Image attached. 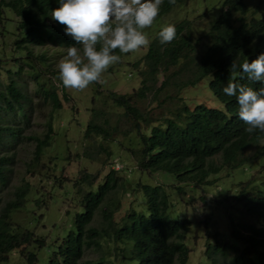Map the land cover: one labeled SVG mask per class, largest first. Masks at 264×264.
<instances>
[{
  "label": "trees",
  "instance_id": "trees-1",
  "mask_svg": "<svg viewBox=\"0 0 264 264\" xmlns=\"http://www.w3.org/2000/svg\"><path fill=\"white\" fill-rule=\"evenodd\" d=\"M184 2L186 0H163L155 20ZM1 7L9 8L18 19L15 27L17 37L13 42L17 50L46 42L63 47L75 43L65 35V26L51 19V11L59 7L58 0H0ZM172 25L177 30L172 42L160 43L159 32L162 29L157 30L149 40L141 60L145 69L141 72L144 78L140 80L139 87L130 94L109 93L108 98L123 109L137 134L139 146L132 151L136 167L147 173L162 171L172 174L178 183L210 184L207 177L218 173L222 166L234 168L244 160L258 159L264 152V144H257L264 133L259 130L247 132V125L239 118L237 97L227 96L222 91L229 80L254 90L264 87V82L250 81L242 71L235 74L229 71L234 60L239 65L264 53V17L253 16L243 0H222L218 14L210 20L203 33V41L199 36L192 35L186 20ZM198 46L201 48L193 59L192 54ZM116 53L119 55V50ZM192 61L194 68L190 70L187 66ZM170 68L173 70L168 72ZM185 70L189 71L188 76L180 79L179 73ZM158 73L163 75L158 88L163 90L170 86L175 91L211 74L208 88L222 103L223 110L200 103L190 108L177 97L180 103L167 116L158 122L150 120L136 107L135 101L150 91ZM36 76L35 73L33 78ZM8 80L4 89L0 90V104L11 109L13 103L19 105L24 96L15 82L10 78ZM48 83L46 86L38 80L36 84L44 97L49 99L51 107L59 108L55 86ZM166 95L170 97L168 93ZM90 111L83 139L88 142L96 138L109 140L113 130L107 125V119L103 117L100 123H96L95 119L103 113L92 108ZM15 132L13 127L0 125V138L6 135L14 139ZM51 132L50 121H47L44 135L35 138L34 159L48 145ZM250 145H255L253 153L242 157V151ZM98 146L102 149L100 144ZM103 151L110 154L107 150ZM214 155L219 156V164L212 160ZM84 156L87 157L88 152L84 151ZM7 161L9 159L0 157V184L6 181L4 165ZM116 172L109 169L94 190L77 187L82 182L89 187L92 185L96 177L89 173H83L74 183L81 211L74 214L73 230L62 238L46 264H100L101 261L83 260L82 255L84 248L98 246V239L102 236H110L122 258L133 259L136 264H185L188 248L184 238L189 221L169 218L167 195L160 184H136L137 190L144 196L146 213L128 206L120 222L113 226L111 214L114 201L108 200L102 211L106 225L100 228L90 225L94 211L115 189L118 180L122 178L126 181L123 175ZM175 188L179 189V186ZM24 194L25 190L18 187L14 198L0 209V261H5L11 250H18L26 264H33L36 260L34 251H25L22 246L35 243L40 248L43 245L41 239L32 237L30 230L11 223L9 219L10 212L20 207ZM230 198L240 206L239 218L229 219V235L233 242L223 240L217 232L213 233L211 239L205 242L206 259L209 264H264V177L257 183L253 177L238 183L236 193Z\"/></svg>",
  "mask_w": 264,
  "mask_h": 264
},
{
  "label": "rangeland",
  "instance_id": "rangeland-1",
  "mask_svg": "<svg viewBox=\"0 0 264 264\" xmlns=\"http://www.w3.org/2000/svg\"><path fill=\"white\" fill-rule=\"evenodd\" d=\"M222 0H186L175 5L168 13L154 20L153 24L143 32L150 40L157 30L180 20L188 22L189 31L194 37L203 41L210 20L220 9ZM252 15L264 17V0H243ZM18 19L9 8H0V90L4 89L10 78L24 96L20 104L13 103L11 109L0 104V125H8L16 129L15 137L0 138V157L9 159L5 166L6 181L0 184V209L5 202L14 198L18 187L25 190L20 207L9 214L11 223L18 224L32 232V237L41 239L43 245L38 248L30 243L23 249L34 251L36 260L33 264H46L49 256L60 245L62 238L73 230V216L81 211L79 195L74 183L83 173L96 177L89 187L85 182L78 183L81 190H94L109 169L117 170L120 178L115 189L110 192L99 209L94 211L91 226L100 228L106 225L102 211L108 200L114 201L111 214L113 226L120 222L128 206L146 213L144 196L137 190L136 184H160L167 200V215L170 219H187L188 228L184 244L188 248L185 264H209L204 255L205 242L217 232L223 240L233 242L229 235V219L239 218L240 206L231 201L237 185L250 178L255 183L264 177V152L258 159L244 160L239 166L229 168L222 166L218 173L207 177L210 184L194 185L175 181L172 174L157 171L147 173L136 167L133 150L138 145L137 134L132 130V123L123 109L112 102L109 93L130 94L140 85L144 78L142 56L146 46L130 53H119L120 62L110 66L99 82L92 83L84 90L70 89L59 79L57 65L66 57L67 47L46 42L40 46H29L26 50H17L13 42L17 37ZM81 47L80 45H76ZM201 47H196L192 58ZM193 70V61L187 66ZM170 68L168 72H171ZM167 72V73H168ZM36 73V78L33 75ZM189 71L179 73L180 79L188 76ZM163 75H155L154 85L135 101L136 107L150 120L160 121L167 116L180 99L189 106L203 104L209 108L223 110L222 103L211 93L208 82L211 74L204 75L198 82L178 91L166 86L158 87ZM53 83L59 108L53 109L49 99L37 87V81ZM158 89V90H157ZM170 97H166V94ZM177 94V95H176ZM101 111L103 115L95 119H107V125L113 130L110 139L85 141L83 130L90 117V109ZM50 121L52 132L49 143L34 159L35 138H41L46 132V122ZM14 135V134H13ZM107 140V141H106ZM103 150L109 151L107 155ZM264 144V137L257 141ZM255 145H250L241 153L242 157L253 153ZM84 151L88 156H84ZM212 160L219 164L218 155ZM122 166V170L120 167ZM130 169L126 171V169ZM122 176V177H123ZM179 186V189L175 188ZM250 220L249 218H247ZM117 245L110 236L98 239V246L84 248L82 259L101 261L100 264H136L135 260L122 258ZM0 264H26L18 250H11L5 261Z\"/></svg>",
  "mask_w": 264,
  "mask_h": 264
},
{
  "label": "clouds",
  "instance_id": "clouds-1",
  "mask_svg": "<svg viewBox=\"0 0 264 264\" xmlns=\"http://www.w3.org/2000/svg\"><path fill=\"white\" fill-rule=\"evenodd\" d=\"M58 4L51 11V19L65 26V35L75 42L57 65L59 79L67 88L84 90L120 62L116 50L126 54L150 44L143 30L153 24L163 0H58ZM176 35L175 26L169 24L159 32L160 43H170ZM229 71H242L248 80L264 82V53L239 65L234 60ZM222 91L237 97L245 130L264 133V87L254 90L229 80Z\"/></svg>",
  "mask_w": 264,
  "mask_h": 264
}]
</instances>
